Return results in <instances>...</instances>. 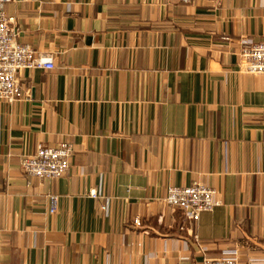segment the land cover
Returning <instances> with one entry per match:
<instances>
[{
  "label": "crops",
  "instance_id": "0c3cea01",
  "mask_svg": "<svg viewBox=\"0 0 264 264\" xmlns=\"http://www.w3.org/2000/svg\"><path fill=\"white\" fill-rule=\"evenodd\" d=\"M3 13L53 68L19 70L21 99L0 101V264H200L223 250L264 264V79L236 71L242 42L264 43V0H12ZM61 142L60 178L22 174L20 158ZM192 183L220 200L196 222L162 203Z\"/></svg>",
  "mask_w": 264,
  "mask_h": 264
},
{
  "label": "built area",
  "instance_id": "2783aa9c",
  "mask_svg": "<svg viewBox=\"0 0 264 264\" xmlns=\"http://www.w3.org/2000/svg\"><path fill=\"white\" fill-rule=\"evenodd\" d=\"M12 0H0V101L12 103L21 99L20 87L15 79L19 70L53 68L50 56L35 55L25 44L16 41V29L13 18L5 17L3 7ZM181 5L204 4L217 8L222 0H174ZM236 71L240 74L257 75L264 79V43H246L238 53ZM71 156V146L61 142L54 147L37 146L33 154L20 158L18 165L27 177L38 180H54L60 178L67 170ZM93 191L89 198H95ZM51 202L55 196H48ZM164 206L177 210L181 218L188 222H196L202 212H209L220 205L216 192L205 185L192 183L188 186H167L162 198ZM103 207L100 206V209ZM54 212L53 208L48 211ZM138 225L137 220H133ZM194 239V238H193ZM200 264H237L233 251L223 250L217 258H202Z\"/></svg>",
  "mask_w": 264,
  "mask_h": 264
}]
</instances>
